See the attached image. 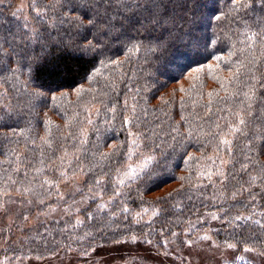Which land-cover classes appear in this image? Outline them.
Returning <instances> with one entry per match:
<instances>
[{
	"label": "trees",
	"instance_id": "16d2710c",
	"mask_svg": "<svg viewBox=\"0 0 264 264\" xmlns=\"http://www.w3.org/2000/svg\"><path fill=\"white\" fill-rule=\"evenodd\" d=\"M14 1L0 212L39 220L19 215L0 257L189 264L207 246L264 264V0Z\"/></svg>",
	"mask_w": 264,
	"mask_h": 264
},
{
	"label": "rangeland",
	"instance_id": "374dc122",
	"mask_svg": "<svg viewBox=\"0 0 264 264\" xmlns=\"http://www.w3.org/2000/svg\"><path fill=\"white\" fill-rule=\"evenodd\" d=\"M8 0H0L1 3H5ZM12 1V0H10ZM14 4L17 7H19L22 10H25L26 7V0H15ZM204 25V24H203ZM65 44L62 45V47L65 48ZM139 165H135L134 168H131L129 175L134 174L137 171V167ZM71 183L63 184L61 188V196L62 198L65 197L66 190H70ZM7 207L3 208V211L0 212V248L4 245V243L8 239H13L14 235L18 234V231H14V235H12L11 230L14 227V222L16 218L22 214V226L23 229H26V227H30L34 225L39 219H34L33 216L28 215L27 213H23L20 206H22V203L15 202L8 200ZM24 206V204H23ZM69 208H66V206H63L62 208L53 207L51 210L49 209L45 215H47L46 218L42 220H49L48 217H59L62 215V213H66ZM40 220V221H42ZM20 227V228H21ZM185 255L186 258L189 261V264H218L220 261H223L225 259H231L234 257H239L240 255L245 256L249 259L254 260V262L259 261L258 256L253 251H246L244 253H237L235 250H230L228 248H218V247H196L192 246L189 248ZM61 257H53L48 258L44 260H11L10 258H3L0 257V264H70L66 260L62 261L60 260ZM108 264H120L118 262H109Z\"/></svg>",
	"mask_w": 264,
	"mask_h": 264
}]
</instances>
